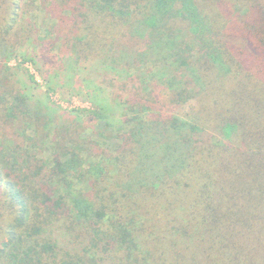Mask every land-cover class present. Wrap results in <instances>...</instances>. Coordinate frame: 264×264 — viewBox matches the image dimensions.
Wrapping results in <instances>:
<instances>
[{
	"label": "trees",
	"instance_id": "obj_1",
	"mask_svg": "<svg viewBox=\"0 0 264 264\" xmlns=\"http://www.w3.org/2000/svg\"><path fill=\"white\" fill-rule=\"evenodd\" d=\"M209 2L0 0V46L34 64L47 94L36 101L35 75L0 65V264H264L262 89L214 85L246 58ZM29 42L40 55L19 52ZM153 58L167 64L157 74L171 102L202 95L197 121L163 116L137 86L144 102L127 104L139 124L101 150L73 128L101 105L68 121L49 97L77 96L90 66L135 83ZM56 64L63 77L78 69L74 87L55 81Z\"/></svg>",
	"mask_w": 264,
	"mask_h": 264
},
{
	"label": "rangeland",
	"instance_id": "obj_2",
	"mask_svg": "<svg viewBox=\"0 0 264 264\" xmlns=\"http://www.w3.org/2000/svg\"><path fill=\"white\" fill-rule=\"evenodd\" d=\"M206 6L209 11L217 16L219 23L222 24L225 19L223 24L228 26L225 25L224 29L230 27L229 34H227L228 38H226L230 48L232 50L235 47L242 48L246 58V60L239 59L243 64L238 63L232 70H229V67L225 70H220L215 77L214 85L223 84L224 87L227 86L228 88L230 86V90L242 89V87H246L244 85H247L245 92H257L262 89V98L264 100V0H210ZM25 12L27 18L32 22L38 23L39 27L46 23V14L39 7H29L25 9ZM48 25L50 24L47 23L46 26ZM242 34L249 38V46L245 45V39L241 38ZM4 46H0V65L5 63H9L11 66L22 65L23 69L30 70V74L35 75L37 83L41 86L32 90L34 98L36 101H45L47 94L44 80L36 71L34 64L26 62L23 65L22 58H16L14 55L10 56ZM55 47L57 48L54 53L57 54L59 46L56 45ZM39 50V47L35 48L34 44L29 42L19 52L29 57L33 53L40 55ZM38 58L37 56V61ZM153 59H155L152 61L153 63L151 62L147 66V69L151 71L150 74L145 76L146 73H144L135 76L137 80L135 83L126 80L125 76H121L120 80L118 79L117 81L115 78V81H113L114 74H107L103 71H98L95 66H90L81 74L80 80L86 79L87 82L82 85L81 92L77 96L68 94L63 89L64 93H52L49 94V97H52L57 106L62 109L58 113L64 115L68 121L77 116V113H74L70 117L68 112L71 110L91 109V111H96L92 105H95V103L101 105L99 107L101 112L99 119L95 118V120L90 121L91 115H83L80 116L83 125L80 130H78L79 127H73L75 137L85 142L96 143L101 150L112 151L115 149L116 143H119V135L129 131L136 123L139 124L137 113L131 111L127 104V102H130L131 105L132 102L135 104L138 101L144 102L140 96H136L137 86L139 87L138 95L142 96L145 93L153 92L152 95H149L153 99L150 106L156 111H161L163 116H176L188 122L197 121L202 109L201 102H199L202 95L196 96V98L186 104L171 102L166 88L170 82L167 83L162 80L157 74L167 64L164 65L163 62L156 60V58ZM38 65H41V62L38 61ZM57 65L52 73L55 81L59 84L65 82L67 85L70 84L74 87L79 78L78 69L75 71L73 65H70L69 76L63 77L66 72H61ZM67 65L68 63L65 64V68H67ZM137 77L139 78L137 79ZM244 82L245 84L242 85ZM140 83L142 86L144 84V88L140 87ZM88 92L91 93L90 98L88 97ZM86 97L88 98L86 99ZM261 106L264 108V104ZM56 115L60 117L57 113L54 114V117ZM211 132H207V134L209 133L213 136L214 133ZM29 135L32 136L31 134ZM74 135L72 134V137ZM214 136H216L218 142L221 140L228 143V140L224 139L223 136L219 134ZM45 146L49 147L48 144L43 145V147Z\"/></svg>",
	"mask_w": 264,
	"mask_h": 264
}]
</instances>
